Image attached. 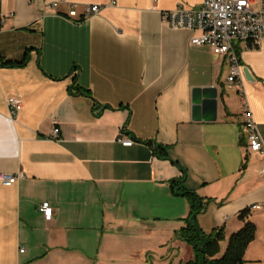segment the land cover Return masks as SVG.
Masks as SVG:
<instances>
[{
    "label": "crops",
    "instance_id": "1",
    "mask_svg": "<svg viewBox=\"0 0 264 264\" xmlns=\"http://www.w3.org/2000/svg\"><path fill=\"white\" fill-rule=\"evenodd\" d=\"M203 1L117 0L76 22L61 15L69 2L108 0H0V173L21 174L0 182V264H188L182 181L202 198V231L223 229L220 255L250 209L245 264H264L263 156L249 150L229 61L162 17ZM239 51L264 139V40ZM207 86L219 90L217 119L195 121L193 89ZM10 97L23 102L15 118Z\"/></svg>",
    "mask_w": 264,
    "mask_h": 264
},
{
    "label": "built area",
    "instance_id": "2",
    "mask_svg": "<svg viewBox=\"0 0 264 264\" xmlns=\"http://www.w3.org/2000/svg\"><path fill=\"white\" fill-rule=\"evenodd\" d=\"M259 7L255 8V0H204L198 8L188 9L183 6L162 13L163 20L174 29L200 30V34L191 39L193 45L207 44L215 54L227 58L230 64L228 83L235 87L241 95L243 108L242 117L244 129L249 138V150L259 152L263 156L264 173V139L254 119L252 109L245 91L243 65L241 63L239 44L246 42L252 48H257L264 40V0H258ZM58 8L59 1L51 3ZM79 5H82L80 12ZM117 0H108L107 4H79L70 3L66 13L62 16L79 22L82 18L98 14L105 6H116ZM10 116L16 117L23 106L22 99L10 97L7 99ZM60 129L53 130L54 137H58ZM123 135V133H122ZM123 145L131 146L135 140L121 137ZM21 174L0 173V182L4 185L15 184ZM260 207V206H256ZM47 220L54 216V208L50 202L44 201L39 206ZM24 252V249L21 250Z\"/></svg>",
    "mask_w": 264,
    "mask_h": 264
},
{
    "label": "trees",
    "instance_id": "3",
    "mask_svg": "<svg viewBox=\"0 0 264 264\" xmlns=\"http://www.w3.org/2000/svg\"><path fill=\"white\" fill-rule=\"evenodd\" d=\"M0 18V28H1ZM82 18L79 22H82ZM27 55V54H26ZM22 62H4L9 65H23ZM76 93L84 94L92 97L90 90L80 86L76 87ZM167 156L168 151L162 148ZM180 189L176 191L178 195L186 196L190 203V213L186 218V225L178 232V237L186 241L192 246L195 252V257L188 264H245L244 254L249 244L255 239L256 224L250 219V209L243 210L239 214V219L244 222L242 228L233 233L226 247L225 252L221 253V242L225 240L223 229L214 230L210 233H205L199 226L198 215L204 207L202 198L194 191L190 190L181 182ZM182 191V193H179Z\"/></svg>",
    "mask_w": 264,
    "mask_h": 264
},
{
    "label": "water",
    "instance_id": "4",
    "mask_svg": "<svg viewBox=\"0 0 264 264\" xmlns=\"http://www.w3.org/2000/svg\"><path fill=\"white\" fill-rule=\"evenodd\" d=\"M245 74L250 79L246 68ZM219 90L214 86L196 87L193 89V120L214 121L217 119Z\"/></svg>",
    "mask_w": 264,
    "mask_h": 264
},
{
    "label": "rangeland",
    "instance_id": "5",
    "mask_svg": "<svg viewBox=\"0 0 264 264\" xmlns=\"http://www.w3.org/2000/svg\"><path fill=\"white\" fill-rule=\"evenodd\" d=\"M256 1V3L254 4V6H255V8H258L259 7V4H260V2L258 1V0H255ZM230 87H232V86H229V88Z\"/></svg>",
    "mask_w": 264,
    "mask_h": 264
}]
</instances>
